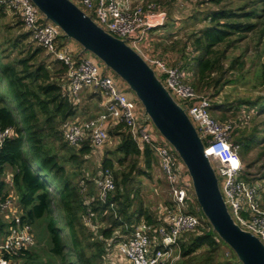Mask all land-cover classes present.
I'll use <instances>...</instances> for the list:
<instances>
[{
  "label": "trees",
  "instance_id": "1",
  "mask_svg": "<svg viewBox=\"0 0 264 264\" xmlns=\"http://www.w3.org/2000/svg\"><path fill=\"white\" fill-rule=\"evenodd\" d=\"M145 1L163 8L161 0ZM197 4L205 5L206 9L196 10L186 18H200L203 22L201 28L189 33V53L195 57L181 55L171 65L155 55L169 66L186 70L191 88L198 95L211 98L236 82L235 79L242 82L245 77L240 73L244 64L240 62L242 54L231 59V52L238 49L237 43L247 40L254 44L256 53L264 50V0H202ZM8 25L7 31L12 33ZM17 30L16 38L4 39V42L0 38V132L4 129L11 132L0 146V198L4 201L8 198V186L16 189L22 221L31 227L36 221H44L50 239L49 252L59 264H103L102 259L113 242L142 222L141 217L151 226L158 223V215L143 210L129 190V185L143 171H150L152 164L158 165L157 158L147 145L142 148L136 145L124 124L108 123V138L117 141L114 149L106 153L89 181L84 178L85 185L73 183L60 158L48 145L62 143L61 147H67L71 153L72 161L92 154L94 148L89 142L79 148L67 144L63 140V128L68 121L80 119L76 110L83 98L87 97V103L94 101L95 95L100 99V95L83 90L76 100L64 79L66 66L53 59L50 64L45 63L50 56L31 38V32L24 29L20 19ZM67 41L62 38V42ZM22 47H27V51H22ZM12 49L17 51L15 55ZM79 50L78 54L83 55L80 47ZM255 73L258 88L254 89H258V94L223 104L213 103L210 108L217 121L234 125L232 141L238 146L242 163L239 177L245 182L264 179V138L260 137L264 134V60ZM98 103L99 100L98 113L82 120L95 118L102 112ZM86 105L88 109L91 107ZM254 150L256 159L248 158ZM258 161L263 163L260 165ZM106 169L112 174L115 188L102 202L93 179L97 172ZM57 198L59 214L55 212ZM163 204L170 206V199ZM187 210L200 218L201 225L182 235L178 259L172 264H224L219 260V252L221 245L227 246L212 231L194 197L188 201ZM85 211L92 221L100 224L97 231L100 238L92 243L81 222ZM57 216L62 218V226ZM0 226L4 230L7 227L1 221ZM14 259L27 264L31 256L22 250Z\"/></svg>",
  "mask_w": 264,
  "mask_h": 264
},
{
  "label": "built area",
  "instance_id": "2",
  "mask_svg": "<svg viewBox=\"0 0 264 264\" xmlns=\"http://www.w3.org/2000/svg\"><path fill=\"white\" fill-rule=\"evenodd\" d=\"M97 26L112 36L125 40L153 69L173 98L185 108L209 158L215 175L222 178L221 195L233 222L240 229L257 237L264 245V179L245 182L240 179L242 163L238 146L232 141L234 125L217 121L210 113L211 100L198 95L187 83V71L169 66L158 58L151 45L166 23L164 10L145 0H70ZM0 7L21 20L31 38L51 59L66 66L64 75L70 92L76 100L83 90L100 95L102 112L95 118H75L63 128V140L70 146L81 147L89 142L94 149L109 141L106 125L124 124L139 148L147 145L158 161L170 197V206L161 207L158 223L151 226L142 221L125 236L116 239L111 251L118 250L119 264H172L178 259L179 242L184 233L201 225L200 218L188 212V201L193 198L191 180L186 168L172 147L158 134L149 121L143 119L142 106L126 85L105 69L94 56L79 55L74 42H62L63 34L33 5L31 0H0ZM11 134L9 129L0 132V146ZM94 187L98 198L105 202L115 188L111 172L96 173ZM10 196L0 198V264H20L15 256L33 245L31 226L22 221V214L10 207ZM5 213V214H4ZM178 253V255H177ZM118 253H116L117 256ZM108 255L106 256V258Z\"/></svg>",
  "mask_w": 264,
  "mask_h": 264
},
{
  "label": "water",
  "instance_id": "3",
  "mask_svg": "<svg viewBox=\"0 0 264 264\" xmlns=\"http://www.w3.org/2000/svg\"><path fill=\"white\" fill-rule=\"evenodd\" d=\"M31 2L64 38L78 44L81 54L94 56L135 95L144 119L172 147L186 168L193 197L202 215L238 262L264 264V245L233 222L195 126L153 69L125 40L105 32L70 0Z\"/></svg>",
  "mask_w": 264,
  "mask_h": 264
},
{
  "label": "rangeland",
  "instance_id": "4",
  "mask_svg": "<svg viewBox=\"0 0 264 264\" xmlns=\"http://www.w3.org/2000/svg\"><path fill=\"white\" fill-rule=\"evenodd\" d=\"M201 1L202 0H161L163 6L162 10H164L168 20L163 29L153 31L151 33L152 36L159 37L155 39V41L151 45V48L153 52L156 53V55H158L159 57H163L171 65L178 62L182 58L181 55L187 56L188 54H190L189 52L191 51V49L190 46H188L190 42L189 33L193 30L201 28L203 26V22L200 18L196 20H188L186 18L193 14L196 10L201 12V10L206 9L205 5L200 7V5L197 4ZM17 21L18 18L15 16L8 14H4L2 16L0 15L1 42H4V39L8 40L13 37L16 38L15 36L18 34ZM7 24L10 25L12 33H9L7 31ZM76 45L78 46V44ZM237 45L238 49H234L231 52V54H233L231 59L238 57L239 54H242L240 62H244V64L241 67L240 73L245 76L243 79V81L245 82V86L243 85V81L241 82L238 80V83L235 79L236 82L232 83L231 85H227L222 91L219 92V94H217V96L211 98L208 96L212 104H223L225 102H232L233 100H240L241 98L244 99V97H252L253 95L258 94V89H254L258 88L257 82L255 80V70L257 71V67L261 66L264 60V50L260 49L259 52L256 53L254 50V44L252 42H248L247 40L240 41L239 43H237ZM12 50V54L15 55L17 51L15 49ZM8 51L10 50L8 49L6 54L8 53ZM22 51L26 52L27 47H22ZM189 56L195 57L193 53H191ZM50 60L51 58L48 57V61H45V63L50 64ZM195 65L196 62H194V67ZM110 73L112 72L110 71ZM112 74L116 76L114 73ZM234 86H236V88ZM126 89L129 90L127 86ZM86 98L87 97L83 98V102L78 103L76 111H78L79 113H77L76 115L80 119L88 118L89 114L95 116L99 111L97 107L98 100L100 103L99 97L95 95L94 101H88L87 103L85 102L87 100ZM86 104H89L91 107H89L88 109V105ZM220 112H222V110H220L219 113ZM194 125L196 124L194 123ZM260 137L264 138V134H261ZM116 142L117 141L115 139L110 138L109 141L102 147L94 149L92 154H89L84 158L79 156L76 160L73 161L70 160L71 153L67 150L68 148L61 147L62 143L48 142V146L51 152L55 154L57 158H60L67 172V177L70 178V180L76 185L78 184L83 186L85 185L84 178H86V180L91 178L92 174L98 170L100 163L105 157L106 153H111V151L114 149ZM256 153L257 151L254 150L248 155V158L256 159ZM107 156L111 158V155ZM258 163L261 165L263 162L258 161ZM142 170H144L143 166ZM143 172L144 173L135 178L131 185H129V190L133 195H135V202H140L143 210L147 209L150 213L159 215L158 210H160V208H157L160 206V204H163L169 200L167 185L162 178L157 163L152 164V169L150 171ZM262 172L264 175V170ZM218 187L220 191H222L221 177H218ZM7 191L10 196V200H8L10 201V207L17 209L18 193L16 189H12L11 186H8ZM261 199H263L264 201V195H261ZM55 212L56 214H59L58 198L56 202ZM81 215L82 225L86 229L85 233L86 235H90L92 238L89 239V242L92 243L96 240H99L100 235L97 232L100 226L99 222L97 220L92 221L90 219L92 217H90L87 212ZM56 220L62 226V218L57 216ZM143 220V217H141L140 221ZM31 228L33 245L29 248H25V251H27L29 253V256H31V260L27 264H59L58 259L49 252L50 239L46 231L44 221H36ZM62 234L66 235V233L64 232H62ZM219 258V260L224 264H241L240 262H238L235 255L232 256L227 247L223 245H221ZM20 260H22V258ZM104 260L102 259V262ZM107 262L108 261H106L104 264H107Z\"/></svg>",
  "mask_w": 264,
  "mask_h": 264
},
{
  "label": "crops",
  "instance_id": "5",
  "mask_svg": "<svg viewBox=\"0 0 264 264\" xmlns=\"http://www.w3.org/2000/svg\"><path fill=\"white\" fill-rule=\"evenodd\" d=\"M4 13L5 14H8V15H10V13L7 11V10H5V9H1V12H0V15L2 16V15H4ZM76 45V44H75ZM77 46V45H76ZM78 47V46H77ZM163 178V177H162ZM164 179V178H163ZM87 181H89V180H87ZM165 181V180H164ZM167 193H168V189H167ZM168 196H169V193H168ZM169 199H170V197H169ZM166 205H164V204H160V206L157 208V209H159V208H161V207H165ZM263 207V209H264V201H263V199H261V208ZM158 213H159V210H158ZM159 216H161L160 214H159ZM116 253H118L117 254V256H116ZM107 255H108V257L103 261V264L106 262V261H108L107 262V264H119V263H121V258L119 259V252H118V250H116L115 249V251H111V250H109L108 251V253H107Z\"/></svg>",
  "mask_w": 264,
  "mask_h": 264
}]
</instances>
